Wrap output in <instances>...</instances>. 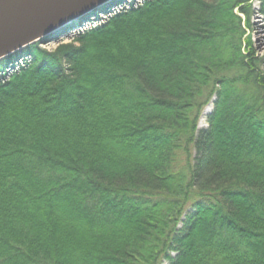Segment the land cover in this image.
<instances>
[{"label": "trees", "instance_id": "obj_1", "mask_svg": "<svg viewBox=\"0 0 264 264\" xmlns=\"http://www.w3.org/2000/svg\"><path fill=\"white\" fill-rule=\"evenodd\" d=\"M141 1L0 83V264H264L251 0Z\"/></svg>", "mask_w": 264, "mask_h": 264}, {"label": "water", "instance_id": "obj_2", "mask_svg": "<svg viewBox=\"0 0 264 264\" xmlns=\"http://www.w3.org/2000/svg\"><path fill=\"white\" fill-rule=\"evenodd\" d=\"M121 3V0H0V61L17 55L20 61L22 52L46 41L53 28L76 19L82 20L81 27L96 9L102 11L106 4L118 7Z\"/></svg>", "mask_w": 264, "mask_h": 264}, {"label": "rangeland", "instance_id": "obj_3", "mask_svg": "<svg viewBox=\"0 0 264 264\" xmlns=\"http://www.w3.org/2000/svg\"><path fill=\"white\" fill-rule=\"evenodd\" d=\"M130 2H133V8L136 9L138 7H142V1L141 0H133L128 1L125 5L118 6V9H116L117 12H125L123 9H127L130 5ZM85 17V16H84ZM243 22H245V17L241 16ZM91 19V18H90ZM77 20V19H76ZM88 24H92L89 27H85V25L79 27L75 31L66 32L67 29L63 26L53 28L52 30V36L55 34H58L57 38H48L46 41H42L39 43V49L43 51V53H40L37 55L38 61H47L48 58H46V54H54V53H63L68 50V48L80 46V43L77 38L84 37L89 32H93L99 28H102L104 26H107L108 24V17L105 14H102L101 17L97 19H91V21H88ZM250 29L247 32V36H250L252 39L253 49L255 50V53L259 56H264V18L259 14V2L258 0H251V12H250ZM65 32V33H64ZM75 32V33H74ZM45 52V53H44ZM23 63V64H22ZM27 65L24 64V61L18 62L14 70L11 73H7L2 80H0V83L7 82L11 76L12 73H16L23 68H26ZM214 111V105L213 103L209 104L199 121V128H207V118L213 113Z\"/></svg>", "mask_w": 264, "mask_h": 264}]
</instances>
